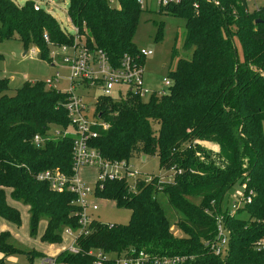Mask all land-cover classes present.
Masks as SVG:
<instances>
[{
	"label": "trees",
	"instance_id": "trees-1",
	"mask_svg": "<svg viewBox=\"0 0 264 264\" xmlns=\"http://www.w3.org/2000/svg\"><path fill=\"white\" fill-rule=\"evenodd\" d=\"M143 10L138 0H68L66 13L88 44L118 65L125 53L135 57L139 51L133 37ZM158 12L185 21L182 56L178 47L172 48L177 59L166 76L171 84L148 98L130 91L117 99L98 97L95 113L107 127L90 145L110 163L127 165L133 156L156 155L172 179L150 175L133 182L127 176L97 180L95 196L128 208L129 220L115 224L92 219L88 233L76 238L78 252L64 249L55 256L56 263L94 264L87 252L100 249L114 257L131 250L186 257L175 264H263L264 253L255 243L264 236V4L254 8L247 0H219V5L181 0L158 4ZM161 25L155 39L161 36ZM44 33L57 44L73 39L51 13L34 9L33 0L21 5L0 0V39L15 36L25 50L33 47L50 62ZM8 88V79L0 78V218L19 225V210L8 197L20 201L27 206L30 234L44 219L42 241L58 243L65 228L78 229L80 207L71 203L72 192H58L36 174L45 169L73 172L72 137L51 134L53 128L69 125L67 93L43 80L25 81L11 95L5 93ZM36 134L43 138L38 146L33 143ZM237 182H245V193L253 194L243 208L225 216L229 249L218 256L203 241L214 237V215L224 212L222 199ZM159 194L180 214L175 224L184 236L170 230ZM22 253L30 261L45 256L16 246L10 232L0 230V264ZM112 256L104 264H114Z\"/></svg>",
	"mask_w": 264,
	"mask_h": 264
},
{
	"label": "built area",
	"instance_id": "built-area-1",
	"mask_svg": "<svg viewBox=\"0 0 264 264\" xmlns=\"http://www.w3.org/2000/svg\"><path fill=\"white\" fill-rule=\"evenodd\" d=\"M45 2H52L53 0H44ZM142 5L143 0H138ZM181 0H157L158 4H167L169 2H180ZM219 5V0H206ZM110 4H114L115 0H108ZM249 5L258 8L260 4L258 0H247ZM197 6V3H194ZM41 6L38 2H34V9H39ZM73 26V25H72ZM73 39L69 43L57 44L51 41L46 33L43 38L49 48L50 63L52 65L64 66L68 73L66 80L68 89L67 100L64 107L69 118V125L67 128L55 127L51 130L52 136L72 137V174L67 175L59 169H45L36 174V178L41 181H46L50 187L58 192L68 190L74 194L71 201L72 204L80 207L79 212V227L76 231L67 227L64 233L73 238V243L67 248L70 252H78V247L75 244L76 238L80 234H87L89 231V224L92 220L90 210H97L96 203H91L89 198L95 196L93 188L85 186L79 180V171L83 167H96L98 170L97 180H104L108 178H117L121 176H128L133 174V170L128 167L125 162H106L103 160L99 151L90 145V140L99 134L100 129H105V123L100 115L95 113L94 104L100 96H110L112 98L125 97L130 91L138 94L141 97L149 96L154 92L164 93V89L152 91L144 86L143 68L144 61L153 52L151 49L138 48L136 56L124 54L118 65H113L107 54L100 48L92 47L88 44L87 39L83 33H80L79 28L73 26L71 32ZM34 48L32 49V51ZM144 58V61H142ZM61 63V64H60ZM60 77L59 72H55L50 78L44 82L48 87H52V83H57ZM166 87L171 84L168 77L163 79ZM99 89L100 93L94 98L93 107L85 100L87 95L83 94L81 90ZM79 90L80 92H78ZM62 91V90H61ZM116 93V96L113 93ZM43 138L36 134L33 137V143L38 146L42 143ZM128 167V171H126ZM134 175V174H133ZM135 180L138 176H133ZM129 179V178H128ZM133 180L131 182H133ZM241 194L238 200L231 204V208H227L224 212L215 213V235L213 238H208L203 241L204 245L209 250L218 256H224L229 249L230 231L226 227L224 219L225 216L234 215L239 208H243L245 203L251 201L253 194L252 190L245 193L247 185L245 182L241 184ZM206 212L208 210H205ZM255 248L259 252L264 253V236L255 243ZM94 257V264H104L111 255V253L104 252L100 249H90L87 252ZM114 257V256H112ZM114 264H175L183 261L186 257L180 256H162L156 257L147 254L143 250L131 252L126 255L114 257ZM40 264H57L54 256H42ZM264 264V263H263Z\"/></svg>",
	"mask_w": 264,
	"mask_h": 264
},
{
	"label": "rangeland",
	"instance_id": "rangeland-1",
	"mask_svg": "<svg viewBox=\"0 0 264 264\" xmlns=\"http://www.w3.org/2000/svg\"><path fill=\"white\" fill-rule=\"evenodd\" d=\"M17 4L21 5L26 0H14ZM38 2L41 7L51 13L59 22L62 29L73 32V26L67 16L66 10L68 0H53L52 2H45L44 0H33ZM258 3H264V0H258ZM143 12L139 16L137 29L133 37V41L137 44L138 48L151 49L152 54L145 60L143 68V81L144 86L150 90L157 91L160 89L166 90L167 87L163 83V79L167 76L170 69H173L176 62V57L172 58L173 46L178 47L179 55L182 56L183 52L180 50L183 39L184 19L180 17L165 15L158 12L157 0H143ZM162 24L161 36L155 39L158 25ZM238 57L242 58V51L240 44L235 40ZM32 48L25 50L22 42L17 37L8 39H0V78H7L9 81V88L6 94L11 95L15 90L20 87L25 81H35L50 78L55 72H59L60 77L57 83H52L51 86L59 90L65 91L68 89V83L65 79L67 76V69L61 65H52L47 60L43 59L37 49ZM177 56V57H178ZM61 64V63H60ZM80 92L79 90H77ZM83 94L87 95L85 100L89 106L93 107L94 98L99 93V89L81 90ZM116 96V93H113ZM93 96V97H92ZM144 98H148V95ZM262 132L264 135V120L262 121ZM206 148L211 149L213 152L217 150V146L210 142H203ZM127 166L133 170L136 176L148 177L150 175H158L162 180H171L172 172L166 171L159 166L158 157L156 155H148L145 159L142 156H133ZM126 167V171H128ZM129 175L130 181L134 179V175ZM98 176L96 167H83L79 171V180L85 186L94 188ZM242 188L239 182L235 183L224 195L221 207L223 211L231 208L233 201L238 200ZM192 201L198 202L199 197H192ZM9 204L15 206L20 213V224L14 225L3 218H0V230L7 229L11 234V241L18 247L30 250L34 249L47 256H56L60 251L67 249L72 243L73 238L64 233L63 238L58 243H49L42 241L41 236L45 228V220L38 221L36 232L31 235L29 232V214L27 206L22 202L13 201L8 197ZM158 200L164 210L165 216L171 224L170 230L177 237L184 236L175 224L177 216L169 204L166 196L159 194ZM91 203H96L97 210H90L92 219L99 220L103 223L124 224L127 223L130 216V210L125 207H118L113 200L91 196L89 198ZM242 216H244L242 214ZM41 257H35L30 261L25 254H14L6 258L7 264H40ZM58 264V263H57Z\"/></svg>",
	"mask_w": 264,
	"mask_h": 264
},
{
	"label": "water",
	"instance_id": "water-1",
	"mask_svg": "<svg viewBox=\"0 0 264 264\" xmlns=\"http://www.w3.org/2000/svg\"><path fill=\"white\" fill-rule=\"evenodd\" d=\"M142 158L145 159V155H143Z\"/></svg>",
	"mask_w": 264,
	"mask_h": 264
},
{
	"label": "crops",
	"instance_id": "crops-1",
	"mask_svg": "<svg viewBox=\"0 0 264 264\" xmlns=\"http://www.w3.org/2000/svg\"><path fill=\"white\" fill-rule=\"evenodd\" d=\"M147 59V58H146ZM144 64H145V61H144Z\"/></svg>",
	"mask_w": 264,
	"mask_h": 264
}]
</instances>
